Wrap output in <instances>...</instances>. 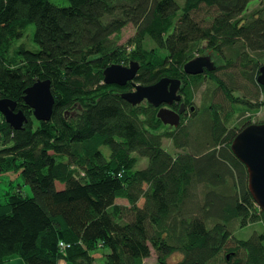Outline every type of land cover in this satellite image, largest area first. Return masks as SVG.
Wrapping results in <instances>:
<instances>
[{
    "label": "trees",
    "instance_id": "trees-1",
    "mask_svg": "<svg viewBox=\"0 0 264 264\" xmlns=\"http://www.w3.org/2000/svg\"><path fill=\"white\" fill-rule=\"evenodd\" d=\"M66 1L0 0V100L15 101L27 120L15 130L0 111V178L19 174L33 192L16 187L0 202V264H100L99 249L108 250L104 264H144L152 249L158 264L175 254L173 264H264V231L234 235L264 227V211L232 150L264 107V0L252 14L255 0ZM128 25L136 33L121 43ZM207 52L215 71L187 74ZM131 63L133 81L104 83L109 66ZM163 78L182 82L190 107L175 129L160 108L123 97ZM43 80L55 97L50 121L24 98Z\"/></svg>",
    "mask_w": 264,
    "mask_h": 264
},
{
    "label": "water",
    "instance_id": "water-1",
    "mask_svg": "<svg viewBox=\"0 0 264 264\" xmlns=\"http://www.w3.org/2000/svg\"><path fill=\"white\" fill-rule=\"evenodd\" d=\"M216 68L209 55L197 57L184 67L186 73L192 76L204 74L205 71L213 72ZM104 73V83L126 86L138 75L139 65L134 63L129 66L112 65ZM258 83L264 86V65L260 69ZM181 85L180 80L163 78L151 86L136 85L133 91L124 94L123 97L132 104H141V102L147 101L160 108L158 117L162 123L177 128L181 125V116L185 113L186 106L182 104L178 112L169 107L182 100ZM24 98L30 108L34 110L36 119L39 121L52 120L55 97H53L49 80L34 83L26 90ZM16 105L17 103L13 100L1 99L0 111L12 128L21 130L27 120L24 112L17 111ZM194 109L195 107H192L191 111ZM233 142V153L247 167L250 191L258 206L264 211V123L261 125L251 124L244 128Z\"/></svg>",
    "mask_w": 264,
    "mask_h": 264
},
{
    "label": "rangeland",
    "instance_id": "rangeland-1",
    "mask_svg": "<svg viewBox=\"0 0 264 264\" xmlns=\"http://www.w3.org/2000/svg\"><path fill=\"white\" fill-rule=\"evenodd\" d=\"M54 2H56L59 5H68V1L66 0H53ZM179 1H183V0H179ZM261 7V3H259V0H255V2L251 3V6L249 8V14H252L253 11H255L257 8ZM34 31V27L31 26L28 33L33 34ZM136 33V29L132 26V25H128L127 28L124 30L123 35H122V42L121 43H126L130 37L134 36V34ZM37 49V47H34L33 44L30 43V49ZM210 53L207 52L204 55H209ZM203 55V56H204ZM201 57V56H199ZM206 83L203 87H201L198 91V93L196 94L195 97V102L197 106H200L203 103V97L204 94H206ZM236 95L238 96L239 93H236ZM260 98H262V100L264 99V94H261ZM252 115V112L248 115L250 116ZM246 116V117H248ZM245 117V118H246ZM243 117V119H245ZM241 119V120H243ZM253 123L252 124H256V125H261L262 121H264V107L261 108L260 112L256 115L252 116V120ZM195 123V122H192ZM261 123V124H258ZM164 145L168 148V150L170 152H172L173 154H175L176 152H178L179 150L177 148H175V146L172 144V142L168 139H166L164 141ZM1 148V146H0ZM105 149V151L109 154L110 150L107 147H103ZM148 165V159L144 158L140 160L139 163V168L144 169V167H146ZM5 176H2L0 178V202H4L5 200V193L7 191H15V188H19L21 186V190L23 193H25L26 195L29 194L30 196H33V192H32V187L29 184H25L23 178L19 175V174H4ZM10 181H13V183H11ZM60 187H63L62 185L59 184ZM117 202H119L122 205L128 204V201L126 200H118ZM144 200H142L139 204L140 206L144 205ZM264 231V227L261 224H255V225H248L244 228H239L236 229V231L234 232V235L237 239H248L251 236H253L255 234V232L258 233H262ZM105 252H108L107 249L102 250H96L93 253V256L97 258V262L100 264H104L105 260H104V256L103 254ZM151 256L149 257V259H146L144 261V264H158V255L156 254L155 250L152 249L151 252ZM182 255L179 254H175L172 255L169 259H168V264H173L178 262L179 260H181ZM8 264H26L24 260H22L20 257H15V259L11 260ZM59 264H70L68 262H66L65 260H62Z\"/></svg>",
    "mask_w": 264,
    "mask_h": 264
},
{
    "label": "flooded vegetation",
    "instance_id": "flooded-vegetation-1",
    "mask_svg": "<svg viewBox=\"0 0 264 264\" xmlns=\"http://www.w3.org/2000/svg\"><path fill=\"white\" fill-rule=\"evenodd\" d=\"M209 56H211L212 57V60H213V62L216 64V67L218 66V64H217V58L213 55V54H209ZM207 72V71H206ZM182 104H185V113L181 116V123H182V118L183 117H185V115L186 114H188V111L190 110V107H188L187 105H186V103H185V101H183V98H182V100L180 101V102H175L172 106H170L169 108L170 109H172V110H175V107H177V106H179V105H182ZM165 106V105H164ZM167 106V105H166ZM175 111H177V110H175ZM183 124V123H182ZM173 129H175V128H173Z\"/></svg>",
    "mask_w": 264,
    "mask_h": 264
},
{
    "label": "bare ground",
    "instance_id": "bare-ground-1",
    "mask_svg": "<svg viewBox=\"0 0 264 264\" xmlns=\"http://www.w3.org/2000/svg\"><path fill=\"white\" fill-rule=\"evenodd\" d=\"M215 65H216V64H215ZM173 111H174V110H173ZM177 112H178V111H177ZM1 113H2V112H1ZM181 124H182V123H181ZM170 127H171V126H170ZM62 243H63V242H62ZM62 243H61V244H62ZM63 244H64V243H63ZM64 246H65V244H64ZM62 247H63V246H62Z\"/></svg>",
    "mask_w": 264,
    "mask_h": 264
},
{
    "label": "built area",
    "instance_id": "built-area-1",
    "mask_svg": "<svg viewBox=\"0 0 264 264\" xmlns=\"http://www.w3.org/2000/svg\"><path fill=\"white\" fill-rule=\"evenodd\" d=\"M62 246L64 247V244H63V243L61 244V247H62Z\"/></svg>",
    "mask_w": 264,
    "mask_h": 264
}]
</instances>
